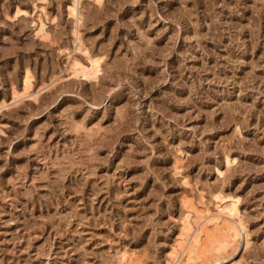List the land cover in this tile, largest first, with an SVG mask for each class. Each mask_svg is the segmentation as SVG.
Wrapping results in <instances>:
<instances>
[{"label":"rangeland","instance_id":"rangeland-1","mask_svg":"<svg viewBox=\"0 0 264 264\" xmlns=\"http://www.w3.org/2000/svg\"><path fill=\"white\" fill-rule=\"evenodd\" d=\"M230 198L264 264V0H0V264H168Z\"/></svg>","mask_w":264,"mask_h":264},{"label":"bare ground","instance_id":"bare-ground-1","mask_svg":"<svg viewBox=\"0 0 264 264\" xmlns=\"http://www.w3.org/2000/svg\"><path fill=\"white\" fill-rule=\"evenodd\" d=\"M72 11L76 12V9L73 7ZM100 62L99 59H91V67L87 68L74 60L71 70L76 76H92L93 78L100 69ZM25 85L28 89L32 84L27 80ZM217 198L224 201L220 196ZM237 203L238 199L230 198L228 204L220 207L221 211H225L234 222L219 217H210L208 212L198 209L193 203L187 205L180 239L178 238V244L172 247L171 261L168 264H239L238 262L230 263V260L237 252L247 251L251 245V239L248 225L239 216ZM209 225L213 228L209 229ZM206 244H211V246ZM208 247L211 248L208 249ZM130 260L125 255L119 262L125 264Z\"/></svg>","mask_w":264,"mask_h":264}]
</instances>
